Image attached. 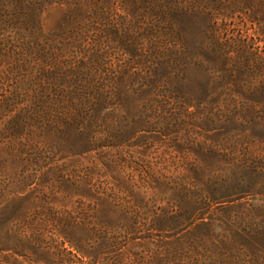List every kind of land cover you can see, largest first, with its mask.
<instances>
[{
	"label": "rangeland",
	"instance_id": "1",
	"mask_svg": "<svg viewBox=\"0 0 264 264\" xmlns=\"http://www.w3.org/2000/svg\"><path fill=\"white\" fill-rule=\"evenodd\" d=\"M0 264H264V0H0Z\"/></svg>",
	"mask_w": 264,
	"mask_h": 264
}]
</instances>
